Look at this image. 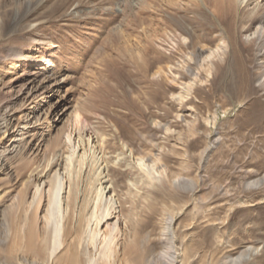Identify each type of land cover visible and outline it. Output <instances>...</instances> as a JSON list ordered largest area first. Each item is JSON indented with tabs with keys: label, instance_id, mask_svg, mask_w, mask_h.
<instances>
[{
	"label": "rangeland",
	"instance_id": "1",
	"mask_svg": "<svg viewBox=\"0 0 264 264\" xmlns=\"http://www.w3.org/2000/svg\"><path fill=\"white\" fill-rule=\"evenodd\" d=\"M259 15L227 0H0V264L19 166L42 163L77 120L111 155L121 141L165 175L147 190L138 169H110L130 232L151 241L150 264H179L184 249V264H264V78L241 30ZM221 32L234 52L207 79L202 57L186 58L214 50ZM241 70L250 93L238 101ZM172 216L180 253L161 237ZM251 246L257 255L241 256Z\"/></svg>",
	"mask_w": 264,
	"mask_h": 264
},
{
	"label": "bare ground",
	"instance_id": "2",
	"mask_svg": "<svg viewBox=\"0 0 264 264\" xmlns=\"http://www.w3.org/2000/svg\"><path fill=\"white\" fill-rule=\"evenodd\" d=\"M227 1L237 11L245 10L251 15L260 13L257 20L250 19L241 30L245 34V43L258 50L261 65L257 76L264 78V53L259 51L260 46H264V0ZM228 34L221 32L214 50L188 56L187 63L202 57L201 63L207 65L203 72L208 79L215 61L222 62L228 51L234 52ZM177 38L179 42L184 40L181 34ZM187 72L190 73L189 70ZM194 75L198 80L199 73ZM239 76L238 86L230 92L238 101L250 93L247 89L248 75L241 70ZM189 87L184 88L190 92ZM176 101L182 112L184 99L178 96ZM179 115L177 112L176 119ZM81 123L77 120L74 127L63 133L55 151L42 163L34 167L35 164L25 162L19 166L17 183H20V188L15 195L10 191L5 193V234L1 247L5 264H150L151 241H138L139 233L130 232L117 200L110 169L120 168L122 163L126 169H138L143 173L147 190H151L154 182L161 181L165 175L156 167L150 171L147 158H135L128 145L121 141L119 152L111 155L107 151L106 138L96 128ZM192 124L195 122L186 123L189 129ZM154 126L163 128L164 125L154 120ZM164 131L169 132V126L164 127ZM179 179L174 178L171 182L178 188L184 181ZM127 187L133 189L135 185L127 181ZM173 217L167 219L161 237L169 236L174 252L180 253L185 237L175 247L177 239L173 235ZM192 225L187 228L190 230ZM187 228L182 232H187ZM233 241L228 240L231 247ZM140 244L143 247L138 253ZM183 252L179 264H184L183 258L187 253L185 249ZM257 252L258 247L251 246L244 249L241 256L248 253L249 256L257 255ZM188 253L193 255L194 252L189 250ZM173 258L176 260L178 257Z\"/></svg>",
	"mask_w": 264,
	"mask_h": 264
}]
</instances>
